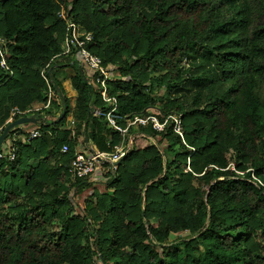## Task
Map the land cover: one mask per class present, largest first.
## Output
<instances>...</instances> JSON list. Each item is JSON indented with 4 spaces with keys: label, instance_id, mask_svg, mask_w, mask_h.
Instances as JSON below:
<instances>
[{
    "label": "trees",
    "instance_id": "obj_1",
    "mask_svg": "<svg viewBox=\"0 0 264 264\" xmlns=\"http://www.w3.org/2000/svg\"><path fill=\"white\" fill-rule=\"evenodd\" d=\"M79 1L0 0V135L14 110L47 101L40 72L61 53L67 20L117 68V114L147 118L157 107L161 123L180 121L181 135L172 119L162 132L151 123L130 130L127 138L155 144L128 150L105 189L76 207L71 194L93 185L71 177L76 154L110 153L120 137L92 116L104 103L84 70L55 65L66 116L53 125L63 112L57 95L36 113L40 138L11 143L33 126L24 125L0 148L15 149L14 161L0 159V264H264V0ZM68 67L73 111L56 78ZM187 82L198 87L190 101L174 94ZM154 92L165 95L157 102ZM70 115L71 129H61Z\"/></svg>",
    "mask_w": 264,
    "mask_h": 264
},
{
    "label": "built area",
    "instance_id": "obj_2",
    "mask_svg": "<svg viewBox=\"0 0 264 264\" xmlns=\"http://www.w3.org/2000/svg\"><path fill=\"white\" fill-rule=\"evenodd\" d=\"M60 17L64 19L65 13H60ZM93 35L86 32L80 25L67 20L65 27L64 40L61 43V53L52 57V59L41 70L40 76L47 86V101L44 104H37L26 113H20L14 110L11 114V118L8 123L12 122L15 115H21L23 117H30L37 115L36 113L42 110H49L52 106L53 100L57 99V95L53 88L52 70L57 64H76L81 67L89 80L88 84L96 89L97 95L104 103L101 108H94L92 116L94 118H102L107 123L108 127L117 132L120 137V144L113 148L110 153H100L93 151L92 154L80 151L76 154L75 159L70 165L69 173L71 177L75 179H83L89 176L97 174L99 171L107 170V173L114 174L117 170V163L125 157L128 147H125V141L129 135L130 130L136 129L140 126L144 127L151 123L153 129L157 132H162L165 128L166 122L172 119L176 123L175 131L181 135L180 121L174 117H168L166 122L161 123L158 117L150 114L147 118L142 116H136L132 120H127L120 117L117 108V100L115 97L110 96V82L114 80V69H110L103 64V61L93 54L90 47L93 44ZM0 44H3L0 42ZM0 67L8 69L6 67L4 53L0 51ZM25 115V116H24ZM121 123L125 124L122 126ZM73 122L71 121V126ZM32 129H25L15 134L11 140V143L17 139H26V141H32L42 136V132L39 130L38 125H33ZM21 134V136H19ZM68 152L67 147H63L62 153ZM8 158L10 161L15 159V149L8 152V155L0 153V159ZM232 170L234 168L232 167ZM106 173V174H107ZM254 180L255 177H253ZM258 183L264 187V185L258 181Z\"/></svg>",
    "mask_w": 264,
    "mask_h": 264
},
{
    "label": "rangeland",
    "instance_id": "obj_3",
    "mask_svg": "<svg viewBox=\"0 0 264 264\" xmlns=\"http://www.w3.org/2000/svg\"><path fill=\"white\" fill-rule=\"evenodd\" d=\"M80 4L82 5H87L85 3V0H80L79 1ZM88 6V5H87ZM67 12V11H66ZM63 13H65L63 11ZM110 69H114L113 74L115 75V73H117V68L115 67H110ZM189 67L186 66L185 72L189 71ZM196 67L192 68V71L194 73V75H197V71H196ZM74 75V69L73 68H64L61 72H59L56 76V78H58L59 81H61L63 89L65 91V95L67 96V98H69V103H70V107H71V111L74 110L75 108V104H76V98L77 95L75 94V96H73L66 87V82L71 81L72 76ZM73 87H71V92L73 91ZM198 90V87L194 84V82H187L183 88H181L180 90H177L176 92H174L175 95H177V97L182 98L183 100H187L190 101L191 98L196 94ZM57 94V92H55ZM165 95V92H154V97L156 99L157 102L160 101V98L162 96ZM167 95V94H166ZM61 101V100H60ZM150 114H153L154 116L158 117L160 114V111L157 109V107L155 108H151L149 109ZM71 121H72V115H70V117L67 119V122L65 125L61 126V129H66V128H70L71 129ZM136 132L140 131L138 128L135 129ZM21 136V134L19 135ZM80 141H82V139H80ZM154 143V139L149 137V136H145L142 133H138L135 134L129 138H127V140L125 141V147H128L129 150H139V149H145L147 147L152 146ZM86 147L89 148V144L86 145ZM103 172L99 171L97 174L93 175L91 177V182L93 183L92 188L86 190L85 192H83V194L81 195H75L73 193V195L71 194V198H72V203L74 205H76V207L78 206V204L80 205V209L83 208L84 206V201L90 196L92 195V191L97 190V191H103L104 185L102 184L103 181L106 179V173L107 170H102ZM177 238L176 235H172L170 237L171 241H175V239ZM96 264H100L99 262H96Z\"/></svg>",
    "mask_w": 264,
    "mask_h": 264
},
{
    "label": "water",
    "instance_id": "obj_4",
    "mask_svg": "<svg viewBox=\"0 0 264 264\" xmlns=\"http://www.w3.org/2000/svg\"><path fill=\"white\" fill-rule=\"evenodd\" d=\"M57 94L59 99L61 100L62 106H63V112L61 115L53 122V125L58 124L61 122L64 117L66 116L67 111V104L66 99L64 98V95L62 92L57 89ZM42 122V118L38 115H32L30 117H22L16 121L10 122L7 127L4 129L3 133L0 135V148L3 147L5 150L8 148V145L5 143V140L7 139L9 133L16 127L24 126V125H39ZM120 161L116 164L118 165Z\"/></svg>",
    "mask_w": 264,
    "mask_h": 264
},
{
    "label": "crops",
    "instance_id": "obj_5",
    "mask_svg": "<svg viewBox=\"0 0 264 264\" xmlns=\"http://www.w3.org/2000/svg\"><path fill=\"white\" fill-rule=\"evenodd\" d=\"M69 85H70V88L72 87V85H71V81H69ZM73 92H75V94L77 95V93H76V91L75 90H73ZM32 128H34V127H31L30 129H32ZM85 153H87L86 151H84Z\"/></svg>",
    "mask_w": 264,
    "mask_h": 264
}]
</instances>
